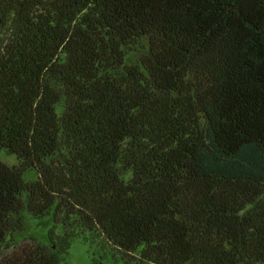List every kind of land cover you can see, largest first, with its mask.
Listing matches in <instances>:
<instances>
[{"label":"trees","instance_id":"obj_1","mask_svg":"<svg viewBox=\"0 0 264 264\" xmlns=\"http://www.w3.org/2000/svg\"><path fill=\"white\" fill-rule=\"evenodd\" d=\"M0 152V264H264V0H0Z\"/></svg>","mask_w":264,"mask_h":264},{"label":"rangeland","instance_id":"obj_2","mask_svg":"<svg viewBox=\"0 0 264 264\" xmlns=\"http://www.w3.org/2000/svg\"><path fill=\"white\" fill-rule=\"evenodd\" d=\"M0 160L8 165L15 164L16 159L13 155H6L0 152ZM36 177V172L32 169L25 170L22 172L23 180H32ZM26 227L23 231L15 233L13 238L16 241L33 236L38 241L45 242V236L47 228L51 223L49 216L43 217L41 219H33L28 215H25ZM92 253V248L81 239L77 237L71 238L65 260L67 264H91L90 256Z\"/></svg>","mask_w":264,"mask_h":264}]
</instances>
